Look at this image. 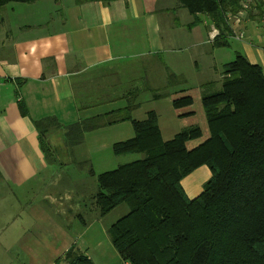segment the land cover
<instances>
[{"label": "trees", "instance_id": "trees-1", "mask_svg": "<svg viewBox=\"0 0 264 264\" xmlns=\"http://www.w3.org/2000/svg\"><path fill=\"white\" fill-rule=\"evenodd\" d=\"M38 0H0L31 4ZM118 0H75L77 4ZM194 17H206L218 30L213 46L225 48L233 36L231 19L242 12H261V0H176ZM254 1L258 5L253 8ZM253 8V10H251ZM182 78L168 72L163 87H140L124 109L62 125L55 117L34 121L46 159L52 146L48 136L64 131L66 146L83 144L85 135L121 122H131L134 136L113 145L116 156L142 154L143 159L98 176L95 206L101 216L122 204L129 212L109 229L113 247L128 264H264V71L242 53L225 63L221 88L203 85L202 105L208 138L195 148L188 143L203 136L199 127L182 130L165 141L158 115L144 120L132 113L136 100L151 92L153 100L172 98L180 111L193 105L187 89L173 90ZM139 96V97H138ZM138 97V98H137ZM22 115L27 108L19 104ZM190 117L193 112L179 114ZM49 160V159H48ZM207 166L212 173L202 193L189 199L182 180ZM55 264H95L72 246Z\"/></svg>", "mask_w": 264, "mask_h": 264}, {"label": "crops", "instance_id": "crops-1", "mask_svg": "<svg viewBox=\"0 0 264 264\" xmlns=\"http://www.w3.org/2000/svg\"><path fill=\"white\" fill-rule=\"evenodd\" d=\"M169 1L118 0L105 5L38 0L11 8L10 13H4L5 18L0 17V197L11 199L13 189L27 195L41 175L56 164L42 152L34 121L55 117L67 126L124 109L138 88L163 87L168 72L180 76L185 84L187 77L178 72L176 63L185 52V42L210 45L207 55L214 68L216 52L228 48L235 56L244 54L264 71V0L261 12L254 8L258 0L252 13L242 12L231 19L233 36L225 48L213 46L218 30L206 17L190 26L194 17ZM165 99L172 106V98ZM20 102L27 108L26 116L20 111ZM138 109L133 118L144 120L149 111L136 116ZM211 176V170L202 166L185 177L181 184L187 197L197 198ZM73 211L75 207L65 203L57 213L39 216L35 207L31 214L36 219L30 225L13 227L10 220L0 223V229L15 230V234L4 235L7 241L13 238L23 246L52 247L47 264H55L72 246L98 264L78 247L67 215L61 216ZM56 246L62 248L54 251ZM35 251L30 260L38 263L39 251Z\"/></svg>", "mask_w": 264, "mask_h": 264}, {"label": "rangeland", "instance_id": "rangeland-1", "mask_svg": "<svg viewBox=\"0 0 264 264\" xmlns=\"http://www.w3.org/2000/svg\"><path fill=\"white\" fill-rule=\"evenodd\" d=\"M172 1L178 4L176 0L169 2L173 4ZM169 2L168 4H170ZM157 5L159 4L152 3V6ZM21 6L27 5L10 4L0 8V17L5 18L4 13H10L11 8ZM184 11L187 15L189 14L187 10ZM18 17L20 18V16ZM236 17L232 18V21ZM233 43L234 46L237 45L235 41ZM184 46L185 52L178 57L176 63L178 72L185 73L187 82L179 84L173 90L188 89V94L193 97V105L176 112L168 100H153L150 97L151 92L147 91L139 95V98L137 97L136 103H141V106L136 116L144 114L146 111L156 110L162 136L166 141L184 129L201 128L203 136L188 143V148L192 149L209 136L202 105L203 90L201 86L215 82L214 90H219L223 65L232 62L236 56L234 50L219 49L216 52L218 59L216 68H214L212 58L207 55L210 45L206 43L201 46L199 43L190 45L185 42ZM191 58H194L197 64ZM187 112H193V115L179 117V114ZM49 136L53 138V142L49 141L53 149L49 152L47 159H50V162L55 159L56 164H52L48 172L41 175L33 184V190H30L27 195L22 192L21 195L20 191L13 189L15 195H12L11 199L9 196L7 198L0 197V223L11 220L14 224L13 227L19 224L30 225L31 221L36 219V215L31 214L33 208L38 207L39 216L51 215L54 212L57 213L59 206H65L67 203V205L75 207V212H64L61 216L67 215L68 221L72 225V236L76 238L78 247L86 251L88 256L98 264H125L126 262L122 260L112 245L109 229L128 214L129 208L126 204H122L107 215L101 216L95 206L94 196L98 191V176L100 174L144 158L142 154L116 156L113 152L115 143H118L119 140H121L120 142L129 140L134 136L131 122L103 131L90 132L83 144L74 148L66 146L64 131L61 129L53 130ZM50 217L53 218V216ZM8 233L15 234V230L0 229V264H47V259L52 256V247L23 246L17 244L13 238L7 241L4 235H8ZM35 248L39 251L38 260L40 261L38 263L30 260V256L36 252ZM61 248V246H56L53 247V250Z\"/></svg>", "mask_w": 264, "mask_h": 264}, {"label": "built area", "instance_id": "built-area-1", "mask_svg": "<svg viewBox=\"0 0 264 264\" xmlns=\"http://www.w3.org/2000/svg\"><path fill=\"white\" fill-rule=\"evenodd\" d=\"M241 38V37H240Z\"/></svg>", "mask_w": 264, "mask_h": 264}]
</instances>
